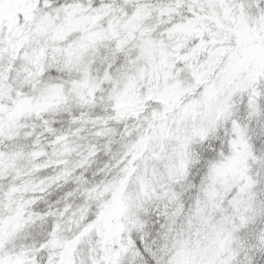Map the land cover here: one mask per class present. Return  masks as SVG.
I'll return each instance as SVG.
<instances>
[{"label":"snow or ice","instance_id":"1","mask_svg":"<svg viewBox=\"0 0 264 264\" xmlns=\"http://www.w3.org/2000/svg\"><path fill=\"white\" fill-rule=\"evenodd\" d=\"M0 264H264V0H0Z\"/></svg>","mask_w":264,"mask_h":264}]
</instances>
